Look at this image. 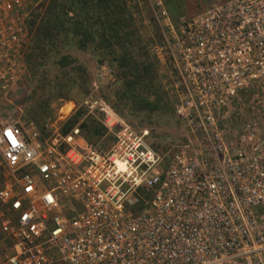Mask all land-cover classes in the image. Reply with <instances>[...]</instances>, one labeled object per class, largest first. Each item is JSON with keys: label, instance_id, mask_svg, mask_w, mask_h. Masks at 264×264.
I'll return each mask as SVG.
<instances>
[{"label": "built area", "instance_id": "1", "mask_svg": "<svg viewBox=\"0 0 264 264\" xmlns=\"http://www.w3.org/2000/svg\"><path fill=\"white\" fill-rule=\"evenodd\" d=\"M42 1L0 0V108L24 85ZM146 1L159 33L148 51L185 141L163 167L147 131L90 99L107 150L75 128L42 139L0 125V264H264V0H217L174 22L164 0Z\"/></svg>", "mask_w": 264, "mask_h": 264}, {"label": "trees", "instance_id": "2", "mask_svg": "<svg viewBox=\"0 0 264 264\" xmlns=\"http://www.w3.org/2000/svg\"><path fill=\"white\" fill-rule=\"evenodd\" d=\"M165 5L174 22L178 18L177 3L166 2ZM27 24L29 39L23 55L27 78L36 75L45 60L57 54L60 48H73L93 53L97 65L108 61L116 67L117 86L112 91L114 104L111 105L114 111L119 113L120 107L131 114L152 115L170 107L156 62L145 47L142 48L127 0H43L32 9ZM55 64L63 76L55 98L65 100L69 88L76 84L87 88V74L74 59L60 55ZM74 128L89 146L99 141H113L112 133L103 126L101 118L88 113L85 107H76L61 122L59 131L65 136ZM140 193L144 199L150 197L147 192ZM142 205L139 201L130 212L136 213Z\"/></svg>", "mask_w": 264, "mask_h": 264}, {"label": "rangeland", "instance_id": "3", "mask_svg": "<svg viewBox=\"0 0 264 264\" xmlns=\"http://www.w3.org/2000/svg\"><path fill=\"white\" fill-rule=\"evenodd\" d=\"M127 1L138 34L142 39V48L145 47L149 54V43L152 39L157 40L159 33L147 7V1ZM215 1L217 0H164V5L166 2H176L178 17H180L192 16L209 7ZM26 47L27 45L25 44V52H27ZM60 55H67L69 59H74L87 74V88L84 89V87L82 88L78 84L73 85L69 88L65 100L55 98L56 93L59 92V82L62 81L63 77L61 76V70L55 64V60ZM155 64L157 74L160 75L158 70L161 69L157 62ZM115 74L116 67L111 66L108 61H103L97 65L93 53L80 52L68 47L60 48L57 54L51 55L45 60L43 67L38 69L36 75L25 78L23 87L18 90L17 94L12 96V106L0 108V125L7 123H13L18 126L31 124L42 139L55 135L62 136L59 131L60 124L76 107H85L83 102L88 99L91 102H102L135 131H147V142L161 156L162 166L164 167L169 162L171 156L177 151V148L185 141L184 129L175 118L171 106L164 112L159 111L152 115L142 113L137 115L131 114L120 107H118L119 113L114 111L111 105L114 104L112 91L117 86ZM60 92H62V89ZM233 107H230L228 113L225 115L224 124L228 127H234L238 124L234 116L236 110ZM85 108L88 113L95 114V116H99L103 120V113L98 110L97 106L93 105L92 109L89 107ZM241 112H246L244 106L241 108ZM111 143L110 141H99L97 145L102 150H107L111 146Z\"/></svg>", "mask_w": 264, "mask_h": 264}]
</instances>
